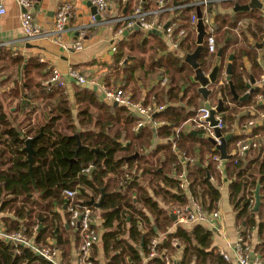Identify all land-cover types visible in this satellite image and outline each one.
<instances>
[{
  "label": "trees",
  "instance_id": "16d2710c",
  "mask_svg": "<svg viewBox=\"0 0 264 264\" xmlns=\"http://www.w3.org/2000/svg\"><path fill=\"white\" fill-rule=\"evenodd\" d=\"M139 1L142 7L148 8L147 0ZM223 4L221 11L217 6L212 7L215 10V51L208 52L203 44L197 60L203 71H207L213 66L217 51L221 50L220 80L232 53L230 79L235 91L243 95L248 91L246 83L261 73L258 57L259 51L264 50V18L258 9L236 11L233 2ZM133 5L134 0H129L125 12L122 7L118 10L120 16L131 13ZM173 13L180 20L176 31L182 27L186 30L180 40V50L167 52L165 57L162 73L166 74L167 82L164 86L151 82L161 77L154 65L161 58L159 53L167 49L159 34L143 29L126 35L122 33L112 55L113 81H120L117 86L114 83L115 90L121 88L130 93L134 101L164 105L163 110L154 115L156 120L164 121L156 128L155 135L149 125L133 130L140 115L127 106H114L112 101L103 99L95 87L77 83L71 101L65 87L46 86L33 79L32 70L40 72L43 68L36 59L23 61L21 56L11 59L22 71V80L14 84L16 97L20 95L14 110L9 109L5 100H0V212L3 213L0 217V264H51L26 248H21L20 253L14 252L12 243L2 238V233H11L20 225L39 227L41 223L35 242L47 244L54 239L64 258L68 256V244L59 233L61 216L57 210L64 212L67 219L62 191L75 187H78L77 200L91 208L90 198L100 197L101 189L105 193L101 206L104 231L100 239L109 258L107 264H163L160 256L143 262V257L148 255V241L159 233L163 234L159 250L164 248L169 255L176 247L182 248L179 264H229L210 247L212 231L203 223H192L190 227L178 224L173 231H168L173 213L161 204L186 203L187 195L173 176V172L179 173L183 168L187 172L190 193L205 210H212L220 198L217 184L206 177L207 173L215 174L210 160L214 152L211 142L183 129V123L196 115L201 95L197 83L189 82L193 69L184 61L185 54L196 47L194 32L187 24L190 10L179 9ZM245 16L251 17L252 22L238 25ZM168 17L169 14L164 15ZM111 22L115 31L124 26L121 21ZM259 43H262L260 48ZM245 59L249 69L244 64ZM140 85L147 89L145 93ZM210 86L216 102L221 98L223 104L227 100L234 104L232 113L238 106L250 103L256 94H264V88L253 87L249 97L239 101L233 98L228 83ZM34 100H38L37 105ZM39 104L41 111L33 117ZM258 105L262 106L260 102ZM17 110L22 112L20 117L14 114ZM176 128L179 129L177 146L195 158L192 164L184 165L170 151L168 139ZM39 133L32 142L35 154L29 172L27 153L23 150L25 139ZM74 134L82 144L78 150ZM91 148H98L102 153L93 152ZM136 151L139 153L136 158L125 160V156ZM89 163L94 168L88 173L81 172ZM243 165L242 158L234 162L231 157L226 162L225 176L230 180L228 198L242 232L257 227L260 241L254 249L264 260V156L256 149L248 165ZM125 173L130 176L122 186ZM257 182L261 203L253 212L250 200H254ZM123 225L127 228L123 229ZM174 239L176 244L172 245ZM176 262L172 260L171 264Z\"/></svg>",
  "mask_w": 264,
  "mask_h": 264
},
{
  "label": "built area",
  "instance_id": "2783aa9c",
  "mask_svg": "<svg viewBox=\"0 0 264 264\" xmlns=\"http://www.w3.org/2000/svg\"><path fill=\"white\" fill-rule=\"evenodd\" d=\"M20 7L19 19L20 27L24 33L23 41L29 42L32 39L45 35H50L52 40L56 43H60L61 35L68 27V22L70 17L74 12V2L65 1L61 3L55 14L53 20V26L51 30L44 31L43 26L35 19L31 12V7L33 6V0H15ZM96 7L97 13L102 17L109 10V0H90ZM172 1V2H171ZM176 1V2H174ZM226 1H231L234 4L240 3L242 1L249 2L251 0H157L154 8H144L138 3L133 7V10L128 15L113 17L112 21H121L124 26L118 28L115 35L120 36L124 30L130 31L134 29L135 24L139 25V29L145 31L155 29L163 34L164 38L168 41L171 48L174 50H180V40L185 34L186 28H180L176 31L178 22L180 21L173 13L179 9H189L190 18L187 21L189 28L192 29L196 38V24L198 17L196 15V8L199 7L201 10V19L204 24L205 34L203 37V44L206 45L208 52L212 53L215 51V29L216 26L213 21L214 11L212 7L215 4L224 3ZM261 3L260 10L262 15H264V0H258ZM4 12V8L0 7V13ZM165 14H169V17L164 18ZM163 15V18L159 17ZM92 19H96L95 15H91ZM105 20L107 18H104ZM168 25L164 27L165 23ZM241 22H238L240 25ZM86 25L80 24L76 27V39L72 44L74 50H82L84 48V37H85ZM237 31V28H236ZM112 51H115V45L112 46ZM264 65V62H263ZM211 70V67L206 72L207 74ZM65 75L74 80L80 85H94L98 86L104 94V98L110 101H116L120 105H124L134 110L140 115L137 120L133 130L143 127L144 125H149L156 130V128L163 124L164 121H159L154 118V114L160 110H163L164 105L156 103H143L141 101H134L130 97V93L124 91L121 88L118 89H107L101 83L96 82L92 78L86 77L74 66H69L66 70ZM190 83H197L194 79V74L189 77ZM264 81V74L262 75L261 82ZM167 82V77L163 74L159 80V84L164 86ZM227 83L226 71L222 72V78L218 80L217 85ZM43 85L51 86L57 85L60 87L66 86V80L64 74L56 67H52L49 77L43 81ZM253 87L248 89L251 92ZM264 94L258 93L253 98V100L242 106L243 116H246L240 125L227 126L225 122V115L229 109L233 106L230 100L224 102L221 111H216L214 113L215 124H211L209 121L210 109H214L217 102H211L206 99L209 103V107H206L204 103L199 106L197 113L194 117L186 120L184 125H186L190 130L196 129L207 139L214 140L212 144V150L214 151L210 155V160L214 163L215 170L218 174L223 173L222 159L217 145L221 143V137L230 135L229 140L226 142V153L230 157L234 158V162L237 158L242 157L247 152L254 149H264V109L263 106H259V101L263 100ZM261 103V102H260ZM224 106L226 107L224 109ZM218 128L221 131V136L216 135L215 129ZM179 137V129H175L174 135L170 136L168 142L170 143V151L177 155L179 161L184 165L192 164L195 158L188 154L185 150L180 149L177 146V139ZM227 144H230L231 152H227ZM94 168L92 163L81 169V172L88 173ZM185 168H183L179 173L175 174L178 179V187L184 192H188V199L184 204L175 205L172 208V213L176 217V221L179 223H203L213 225L214 222L220 219V210L218 208H213L212 210H205L188 189V178ZM129 173H125L121 181V185L124 186L129 178ZM209 179L214 181V177L209 176ZM78 193V187L63 189L62 194L65 198V211L68 214L66 223L69 227L75 229L79 236L80 242L77 245L73 257L69 260H65L62 251L51 241L47 244H40L35 242V235L37 232V225H32L27 227L25 225H20V227L11 233H2V238L6 241L12 243L14 247V252L20 253L21 248H26L41 258L47 260L51 264H95L91 251L94 245L100 240L101 232L98 226L95 224L92 216V208L89 205L81 204L76 196ZM251 204L253 200L251 199ZM163 236H154L150 238L147 243L148 255L144 258L147 260L153 256H160L163 264H171L173 258L166 253V249L159 250L158 246L162 240ZM250 233L238 232L236 239L233 243L227 242V246H232L236 251L235 260L230 258V255L224 251L220 250L219 255L230 264H264L259 255L250 256L251 245L249 242ZM176 244V240H172V245ZM127 264H131L128 262Z\"/></svg>",
  "mask_w": 264,
  "mask_h": 264
},
{
  "label": "crops",
  "instance_id": "0c3cea01",
  "mask_svg": "<svg viewBox=\"0 0 264 264\" xmlns=\"http://www.w3.org/2000/svg\"><path fill=\"white\" fill-rule=\"evenodd\" d=\"M65 1H70V0H33V6L31 7V12L34 15L35 19L43 26L44 31L51 30L53 26L54 14L58 6ZM71 1L74 2V12L69 19L67 29L61 35L60 43H56L52 40L50 35H45V34L36 37L29 42L23 41L24 33L20 27V19H19V13L21 10L20 7L18 6L15 0H0V7L4 8V12L0 13V100L2 99L5 100V102L9 105L10 110L15 109L14 104H16L17 100L20 99V95L16 97L14 91L15 82L16 81L21 82L22 80V71L19 68H17V66L12 62L13 57L16 56H21L23 58V61H27L29 58H34L39 63L43 64V68L40 72H36L34 70H32L31 72V76L33 77V79L40 81L41 84L49 77L52 67L58 68L64 74L66 80L65 92L68 94L71 101H73V94H74L73 88L74 85H76L77 83L71 78H69L67 75H65L66 70L69 66H74L86 77L94 79L96 82L101 83V85L105 86L107 89H115V86H113L114 83L116 86L119 85L120 82L119 80L116 82L113 81L114 68L112 67V55L114 51H112L111 49L113 45H115L116 47V41L118 40L119 36L115 35L116 31L113 28V22H111L112 21L111 19L113 17L120 15L118 10L121 7L123 9L126 1L109 0V10L105 14V17L109 15V18H107L106 20L104 19V17L100 18L99 20L91 18L92 15L91 9L90 6L87 4V2L90 0H71ZM156 2L157 0H147V3H149L148 8H154ZM138 3H140L139 0H134L133 7ZM243 3H247V2L243 1L240 2L239 4H243ZM223 5H224L223 3L215 4L213 8L217 6V10L221 11L224 9ZM233 7H234V3H233ZM251 9H258L259 13L262 15L260 8H251ZM213 11L215 12V10ZM262 16L264 18V15ZM244 18L251 19V17H247V16L243 17L242 19L244 20ZM242 19L239 20L241 24H243ZM80 24H85L86 30L84 37V48L82 50L77 51L72 48V44L76 39V27ZM134 30L135 29L128 31L127 34L132 33ZM160 36L166 42L167 49L159 53L161 58L159 61L155 63L154 66L159 71L160 76H162L163 74H165L162 73L164 70L163 68L165 63V57H167V54L169 52L176 53V50L171 48L170 44L164 38L163 34H160ZM258 61L259 64L261 65V73L259 77L254 80V83L251 84V86L264 88V81L261 82L262 75L264 74V65H263L264 50L259 51ZM244 64L247 67V69H249V62L247 59L244 60ZM193 74L194 72L191 75ZM160 78L161 77L151 80L152 84H157ZM92 86L95 87L101 93V97H102L101 88L98 86L89 85V87ZM209 87L211 88V86ZM140 88L142 89L143 93L147 91V89L143 88L141 85ZM102 98L105 99L104 97ZM207 99L210 100L211 102L215 101V97L211 93L208 95ZM37 101L38 100H34L35 105H37L36 104ZM204 101L205 99L201 96L200 105H202ZM259 102H261L263 106L262 108L264 109V98ZM242 106L243 105L238 106L237 107L238 109L233 113L231 112V108H232L231 107L230 111L226 113L225 122L227 126H231L233 124L240 125L244 120H246V116L245 115L243 116L242 114L243 112ZM40 111H41V106L39 104L38 107L36 108L33 117L38 115ZM73 113H75V111H73ZM14 114L20 117L22 115V112L20 110H17L16 112H14ZM230 117L231 120L228 121ZM186 125H184L183 123V129L190 130ZM254 150L247 152L242 157H240L243 159L244 162L243 167L248 165L249 158L252 156V152ZM259 150H260V154L264 156V149L260 148ZM227 152H231L230 144H227ZM228 159H231L230 155L229 158L223 160L222 162V168H223L222 174H218L216 170L214 175L209 174V176L214 177L215 180L214 181L211 180V181L214 184H217L220 192V198L215 203V207L220 210V219L214 222L213 225L210 224L208 225L204 224V225L212 231L210 247L213 248V250L218 254H220L219 253L220 250L226 251L230 255V258L235 260L236 251L232 246L231 247L227 246V242L233 243V241L236 239L238 232H240L241 227L236 222V218H235L236 212L233 209V206L228 198V184L230 180L225 176L226 162L228 161ZM174 175L175 172H173V176ZM185 193L188 198V192ZM150 194L152 195V192H150ZM98 199L99 197H96L95 201H97ZM159 203L161 202L159 201ZM253 203L254 200L252 202V205ZM161 204L163 207L165 208L169 207L171 210L175 205H177V204H172L168 206V205H164L163 203ZM100 208H96L93 206L92 216L95 224L100 229L102 236L104 228L102 225L103 219L101 217L102 210H100ZM55 210H57V207H55ZM57 211H59L60 213L59 215L61 216L59 233L61 234L62 239L66 241V243L68 244V256L65 257L66 258L65 260H69L73 257L74 251L80 242V236L75 229L67 225L65 216L63 215L64 212H62L59 209ZM2 214L3 213L0 212V217ZM256 220L259 221L257 217ZM178 224H185V223L177 222L175 217V220H173L172 225L168 227V231H173ZM186 224L189 225V227L190 225H192V223H186ZM126 228L127 225L126 226L123 225V229ZM249 233H250L249 242L251 245L250 256L252 257L253 255L255 256L259 255L261 260L264 261L261 255L258 252H256L254 249L255 245L258 244L260 241V238L258 237L257 234V227L256 226L252 227L249 230ZM158 236L161 237L163 236V234L159 233ZM53 240H49V241L55 244V240L54 241ZM60 250L62 251V249ZM91 255L95 264H107L109 261V258L105 255L103 251L101 239L92 248ZM181 255H182L181 247H176V249L169 254V256L173 258V260L177 261L176 262L177 264H179V259ZM145 261L146 259L143 257V262Z\"/></svg>",
  "mask_w": 264,
  "mask_h": 264
},
{
  "label": "water",
  "instance_id": "95a60500",
  "mask_svg": "<svg viewBox=\"0 0 264 264\" xmlns=\"http://www.w3.org/2000/svg\"><path fill=\"white\" fill-rule=\"evenodd\" d=\"M128 2H129V0L126 1L125 6L122 9V12L126 11L127 6H128ZM174 2H176V1H174ZM87 4L90 6L91 13L94 14L95 18L99 20L101 18V16L97 13L95 5H93L91 3V1H88ZM260 7H261V3L258 0H251L248 3H243V4L235 3L233 9L236 10V11H238V10L247 11V10H249L251 8H260ZM195 12H196V15L198 17V21H197V24H196L197 33H196V38H195L196 47L191 53L185 54L184 61L186 63H188L192 67L193 72H194V79L197 81V84H198L197 91L205 99L204 105L206 107H209L210 105H209V103H208V101L206 99H207L208 95L212 91V89L209 86L211 84L216 83L217 78H218V73H219V69H220L221 50L217 51V56H216V59L214 61L213 66L211 67V70L207 74H205L203 69L199 65L198 60H197L199 55H200V53H201V51H202V48H203V37H204V34H205V29H204V24H203L202 19H201V10H200V8L197 7ZM167 25H168V22L165 23L164 27H166ZM134 29L135 30H139V25L135 24ZM148 32L149 33L150 32L157 33L159 35L161 34L159 31H157L155 29L148 30ZM123 33H124V35H126L128 33V31L124 30ZM261 46H262V43H259L258 47H261ZM232 60H233V54L231 53L228 56V62L226 63V66H225L227 83L229 85L230 92H231L233 98L236 99V100H239V101H244V100H246L249 97L250 92L247 91L243 95H239L235 91L233 83H232V81L230 79L231 73H232ZM253 83H254V79H252L251 81H248L246 83V87L248 89H250L251 84H253ZM102 97H104V94H102ZM112 104L114 106L119 105L116 101H113ZM222 108H223V100L221 98H218L215 108L214 109H212V108L210 109V116H209L208 119L211 122V124H215L216 123V121L214 119V113L216 111H221ZM215 131H216V135L221 136V131L218 128H216ZM190 132L193 135H198L199 137L202 136V134L199 133L196 129H191ZM40 133L35 135V136H33V137H27L25 139V145L23 147V150L27 153V160L29 162V169H28L29 172H31L32 163H33V156L35 154V150H34V148L32 146V142L34 141V139L36 137H38L40 135ZM154 135H155V131H154ZM73 136H75L77 138L78 147H77L76 150H78L82 146V144H81L77 134H74ZM229 138H230V135H226L224 137H221V143L217 145V148H218V150L220 152V156H221L222 159L229 158V155L226 153V142L229 140ZM208 140L211 143H214V140H212L211 138L208 139ZM91 151H93V152H101L102 153V151L100 149H98V148H91ZM138 155H139V153L136 151L133 154L125 156L124 158H125V160H129V159L136 158ZM74 161H75V159H71V162H74ZM206 177L209 178V173H207ZM259 188H260V185L257 182L256 187L253 190L254 203H253V206H252V209H251L253 212H256L259 209V206H260V203H261V194L259 192ZM104 195H105V193L103 192V189H101V195H100L99 199L97 201H95V198L91 197L90 200L88 201V204L93 205L96 208H100L102 206ZM63 208H65V204L63 205ZM173 220H175V215L174 214H173ZM41 226L42 225L40 223L38 228H40ZM142 244H143V240L141 241V245Z\"/></svg>",
  "mask_w": 264,
  "mask_h": 264
},
{
  "label": "rangeland",
  "instance_id": "374dc122",
  "mask_svg": "<svg viewBox=\"0 0 264 264\" xmlns=\"http://www.w3.org/2000/svg\"><path fill=\"white\" fill-rule=\"evenodd\" d=\"M250 21L252 22V19H250V18H244V20L242 19V23H244V24H246L247 22H250ZM211 85H213V84H211ZM214 85H216V84H214ZM100 210H101V208H100Z\"/></svg>",
  "mask_w": 264,
  "mask_h": 264
}]
</instances>
